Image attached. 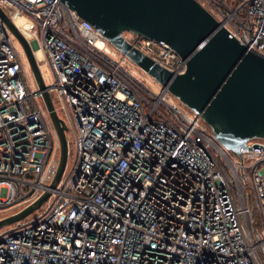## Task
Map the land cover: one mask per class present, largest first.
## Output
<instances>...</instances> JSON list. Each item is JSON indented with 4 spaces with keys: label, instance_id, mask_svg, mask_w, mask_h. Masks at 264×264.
<instances>
[{
    "label": "built area",
    "instance_id": "built-area-1",
    "mask_svg": "<svg viewBox=\"0 0 264 264\" xmlns=\"http://www.w3.org/2000/svg\"><path fill=\"white\" fill-rule=\"evenodd\" d=\"M199 1L264 55V0ZM0 6L50 67L47 88L76 137L73 166L53 187L61 142L0 16V208L50 193L40 215L0 231V264H264V139L227 149L199 111L144 82L61 0ZM124 36L175 75L187 70L169 44Z\"/></svg>",
    "mask_w": 264,
    "mask_h": 264
},
{
    "label": "water",
    "instance_id": "water-1",
    "mask_svg": "<svg viewBox=\"0 0 264 264\" xmlns=\"http://www.w3.org/2000/svg\"><path fill=\"white\" fill-rule=\"evenodd\" d=\"M182 103L199 111L215 137L227 149L264 139V55L250 50L199 0H61ZM0 16L26 52L33 76L61 142V161L53 187L65 171L68 125L56 110L33 46L0 6ZM129 31L163 41L187 59V70L175 75L133 47L124 36ZM43 194L33 204L0 220L3 226L22 220L49 198Z\"/></svg>",
    "mask_w": 264,
    "mask_h": 264
},
{
    "label": "rangeland",
    "instance_id": "rangeland-1",
    "mask_svg": "<svg viewBox=\"0 0 264 264\" xmlns=\"http://www.w3.org/2000/svg\"><path fill=\"white\" fill-rule=\"evenodd\" d=\"M15 42H16V46L21 49L22 45L21 43L19 42V40L17 38H15ZM41 71H42V74L46 80V82H50L52 80V73L50 71V67L47 65V64H43L42 67H41ZM134 73L141 77L142 80H144V82H146L147 84L149 85H152L154 87H158L159 86V82L153 78L149 73H147L143 68H141L140 66L136 65V68L134 69ZM31 80H32V88L33 89H37V83H36V80L34 78V76H30ZM55 95V94H53ZM174 99L180 103L181 105H183V103L177 98L174 96ZM57 107H59V105L57 104ZM60 114L65 118V115L59 111ZM69 122V121H68ZM70 124V122H69ZM67 136H68V141H69V156H68V161H67V166H66V169H65V176L67 174H69L72 166H73V163H74V159H75V156H76V137L75 135L68 131L67 132ZM232 155L236 156V154L232 153ZM48 203L46 204H43L42 207L36 209L35 211H33L32 213H30L28 216H26L25 218H23L21 221V223L23 222H26V221H29L31 219H33L34 217L40 215L42 213V211L46 208ZM27 204H17V205H14V206H11V207H3V208H0V220L13 214V213H16V212H19L20 210L24 209L26 207ZM17 222L13 223V224H10V225H6V226H3L0 231H5L9 228H11L12 226L16 225Z\"/></svg>",
    "mask_w": 264,
    "mask_h": 264
},
{
    "label": "bare ground",
    "instance_id": "bare-ground-1",
    "mask_svg": "<svg viewBox=\"0 0 264 264\" xmlns=\"http://www.w3.org/2000/svg\"><path fill=\"white\" fill-rule=\"evenodd\" d=\"M18 21H19V22H22L23 20H22L21 18H18ZM38 54H40V53H38Z\"/></svg>",
    "mask_w": 264,
    "mask_h": 264
}]
</instances>
